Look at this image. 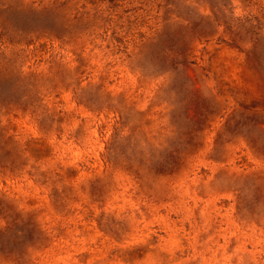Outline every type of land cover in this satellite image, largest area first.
Masks as SVG:
<instances>
[{"label": "rangeland", "instance_id": "374dc122", "mask_svg": "<svg viewBox=\"0 0 264 264\" xmlns=\"http://www.w3.org/2000/svg\"><path fill=\"white\" fill-rule=\"evenodd\" d=\"M262 39L264 0H0V264H264Z\"/></svg>", "mask_w": 264, "mask_h": 264}, {"label": "snow or ice", "instance_id": "6c2138e0", "mask_svg": "<svg viewBox=\"0 0 264 264\" xmlns=\"http://www.w3.org/2000/svg\"><path fill=\"white\" fill-rule=\"evenodd\" d=\"M260 48H261V52L264 53V39H262V40L260 41ZM42 127H43V125H42ZM42 143H43V142L41 141V144H42ZM261 152H262V155H264V146H262V148H261ZM96 185H97V192H98V195H99L100 198L102 199V196H103V183H102L101 180H99V178H97V180H96ZM53 196L55 197V196H57V194L54 192V193H53Z\"/></svg>", "mask_w": 264, "mask_h": 264}]
</instances>
